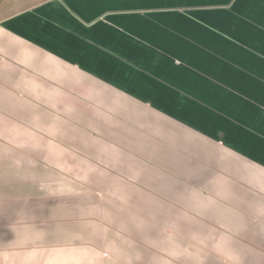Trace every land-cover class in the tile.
Returning a JSON list of instances; mask_svg holds the SVG:
<instances>
[{
	"label": "crops",
	"instance_id": "crops-1",
	"mask_svg": "<svg viewBox=\"0 0 264 264\" xmlns=\"http://www.w3.org/2000/svg\"><path fill=\"white\" fill-rule=\"evenodd\" d=\"M12 3L0 264H264V0Z\"/></svg>",
	"mask_w": 264,
	"mask_h": 264
},
{
	"label": "rangeland",
	"instance_id": "rangeland-1",
	"mask_svg": "<svg viewBox=\"0 0 264 264\" xmlns=\"http://www.w3.org/2000/svg\"><path fill=\"white\" fill-rule=\"evenodd\" d=\"M9 1L10 0H0V2H1V5H3V6H1L2 8H0V15H2V14H4L5 12H6V8H5V4H7L8 5V8L9 7H11V6H13V3L12 4H9ZM18 9H20V8H18ZM17 9V10H18ZM194 136H195V139H196V137H199V136H197V135H195L194 134ZM83 138V137H82ZM195 141H197V140H195ZM189 243L191 244L192 242H188V247H189ZM177 249V250H176ZM175 249V252H176V255H181V254H183L184 253V251L185 252H187L188 253V255H192L193 253H197L196 251H195V248H193L192 246L190 247V248H188V249H186L185 250V248H184V251L182 252L181 251V248L179 247V248H176ZM186 253V254H187ZM197 256V255H196ZM195 256H193V257H191V259H190V264H194V262L192 261L193 260V258H194Z\"/></svg>",
	"mask_w": 264,
	"mask_h": 264
}]
</instances>
